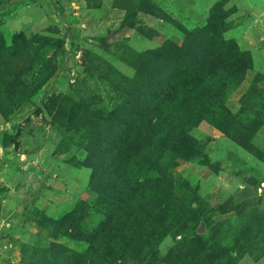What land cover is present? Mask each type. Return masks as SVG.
<instances>
[{"label":"rangeland","instance_id":"rangeland-1","mask_svg":"<svg viewBox=\"0 0 264 264\" xmlns=\"http://www.w3.org/2000/svg\"><path fill=\"white\" fill-rule=\"evenodd\" d=\"M154 2L169 19L142 10L127 14L122 7L127 0H0V34L8 44L15 33L32 36L50 26L60 30L55 39H64L55 75L8 118L0 114V264H58L60 252L88 248L71 229L46 220H61L79 202L92 205L98 198L90 187L92 169L84 162L81 132L73 134L49 113L48 97L121 100L123 90L140 81L156 85V78L168 82L171 75L173 84L156 85L157 94L169 90L179 106L214 107L216 124L223 128L208 119L192 128L206 155L179 158L170 172L173 192L167 203L157 202L142 228L130 225V242L116 258L96 262L264 264V0ZM216 5L224 17L217 28L230 42L228 53L216 51L218 38L201 30ZM187 31L195 36L201 31V38L186 44ZM163 47L186 67L175 71L173 62L163 67L153 52ZM50 49L36 56L38 66L42 56L53 57ZM213 57L225 65L215 80L206 62ZM141 67L147 78L139 77ZM203 84H209L210 97L202 93ZM142 172L137 174L144 181ZM161 222L168 230L162 238ZM195 234L206 241L200 258L188 255ZM76 259L84 264L85 258Z\"/></svg>","mask_w":264,"mask_h":264},{"label":"trees","instance_id":"trees-1","mask_svg":"<svg viewBox=\"0 0 264 264\" xmlns=\"http://www.w3.org/2000/svg\"><path fill=\"white\" fill-rule=\"evenodd\" d=\"M122 7L127 10V14L130 12L136 15L137 11L142 10L170 18L154 0H127V6ZM217 11L219 8L216 5L210 11L207 28L201 30H210L217 35L218 37L214 35L215 39L218 38L215 43L218 49L215 50L226 53L230 42H226L220 27L217 28L224 21L223 15L217 14ZM195 33L201 38V31ZM58 35L59 28L50 26L46 33L32 36L24 32L15 33L12 43L8 44L0 34V114L5 118L27 99L35 96L55 75L58 69L57 55L64 50V39H55ZM196 36L187 31L186 44L197 39ZM173 44L170 41L172 50ZM44 47L51 48L53 57L42 56L38 66L36 56H41ZM153 52L155 59L159 58L163 67L171 65V62L175 64V71L186 67L183 60L174 61L166 54L165 47ZM217 59L213 57L206 60L210 62L213 80L220 78L217 71L225 66ZM37 68L39 69L35 72ZM141 68L137 69L139 77L147 78L149 74L144 67ZM234 69L233 67L232 70L235 71ZM172 77L173 75L168 78V82L156 78V85L173 84L170 83ZM146 80L127 91L123 90L121 100L103 98L79 103L67 94H53L44 103L49 113L72 130L73 134L81 132V144L84 145L81 148L87 153L84 162L92 169L90 187L98 193V198L92 205L85 206L79 202L76 209L63 219H46L52 220L58 227L60 225L71 229L74 238L85 240L88 244L84 251L72 252L68 249L60 252L58 264L82 261L76 258H85L84 264H98L97 258H116L130 242V233H127L130 225L142 228L152 210H156V203H167L170 199L168 194L172 195L173 192L170 172L177 165L178 159H198L206 155L204 145L190 133L192 128L202 119H208L217 127H222L221 123L216 124L218 121L214 117V107L187 102L179 106V103L171 100L173 95L169 90L168 94H157L153 80ZM208 85L203 84L200 89L204 88L202 93L205 92L210 97ZM221 112L223 117H229L228 111L222 109ZM259 125L260 123L253 125L252 130ZM11 142L15 146L19 145L16 140ZM250 149H253L251 144ZM199 161L211 166L207 160ZM140 172L145 175L144 181L138 178L140 174L137 173ZM163 217L160 216L162 220ZM167 233L168 230L162 226L160 238ZM194 237L196 239L189 247L188 255L200 258L207 251L206 241L199 234ZM70 254L72 255L69 256Z\"/></svg>","mask_w":264,"mask_h":264},{"label":"crops","instance_id":"crops-1","mask_svg":"<svg viewBox=\"0 0 264 264\" xmlns=\"http://www.w3.org/2000/svg\"><path fill=\"white\" fill-rule=\"evenodd\" d=\"M35 1V0H34Z\"/></svg>","mask_w":264,"mask_h":264}]
</instances>
